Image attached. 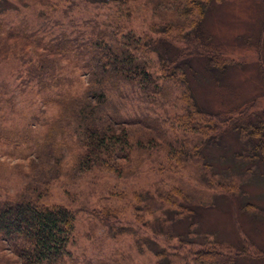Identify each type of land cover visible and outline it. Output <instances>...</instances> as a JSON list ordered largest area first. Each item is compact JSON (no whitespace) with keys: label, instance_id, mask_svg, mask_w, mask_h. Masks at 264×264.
Returning <instances> with one entry per match:
<instances>
[{"label":"trees","instance_id":"16d2710c","mask_svg":"<svg viewBox=\"0 0 264 264\" xmlns=\"http://www.w3.org/2000/svg\"><path fill=\"white\" fill-rule=\"evenodd\" d=\"M86 1L104 5L128 2ZM224 1L147 0L153 15L168 16L163 31L171 34L174 30L172 40L137 35L121 26L108 29L111 25L100 26L97 20L86 31L61 28L47 33L40 26L32 32L21 28L7 34L12 41L0 48V58L8 59L13 53L24 66L19 73L21 83H38L41 89L52 90L45 101L55 103L59 114L44 141L37 143L29 170L23 171L28 180L22 189L6 190L0 196V264H119L116 254L81 261L70 249L75 212L64 204L44 202L50 180L63 173L64 146L73 153L79 169L109 172L119 178L136 175L145 155L151 156L154 150L165 151L176 164L187 161L210 170L216 169L215 162H225L228 165L222 175L228 180L219 177L216 181L221 174L217 170L206 179L229 198H238L242 192L238 175H256V167L264 163V108L257 109L253 100L228 110H213L199 101L196 92V83L202 78L209 76L222 84L234 66L203 28L208 11ZM175 17L181 21L176 25L172 23ZM262 25L264 28V21ZM262 36L261 29L259 38ZM259 49L261 53V44ZM152 53L158 57L160 73L153 69ZM259 69L264 92L263 61ZM177 88L185 111L170 116L165 103L174 101ZM229 137L239 142L238 149L230 151ZM71 145L79 148L78 153ZM224 146L225 154L219 159L212 156V149ZM237 166L244 167V172L233 171ZM174 192L161 199L182 213L195 214L196 208L182 190L175 188ZM180 197L185 201L179 202ZM214 244L197 251L196 261H217L213 259L218 248ZM155 252L162 257L158 264H166L165 249ZM234 259L232 256L230 261Z\"/></svg>","mask_w":264,"mask_h":264},{"label":"rangeland","instance_id":"374dc122","mask_svg":"<svg viewBox=\"0 0 264 264\" xmlns=\"http://www.w3.org/2000/svg\"><path fill=\"white\" fill-rule=\"evenodd\" d=\"M0 11L4 12L0 14V48L12 41L7 34L13 30L32 32L44 26L47 33L61 28L86 31L96 24L93 20L100 26L111 25L108 29L121 26L154 38L172 40L175 33L163 31L168 16L153 15L147 0L107 5L86 0H0ZM263 21L264 0H225L208 11L204 33L221 45L234 66L222 84L209 76L196 83L204 106L228 110L256 100L257 109L264 108L259 71V64L264 62ZM180 22L179 17L172 20L174 25ZM261 29L263 36L259 38ZM149 57L154 71L160 73L156 53ZM22 71L24 66L13 53L8 59L0 58L1 197L6 190H21L27 182L23 171L29 170L37 143L44 141L59 114L55 103L45 101L52 90L41 89L38 83L24 85L19 78ZM173 99L164 108L170 116L185 111L180 88ZM226 143L230 151L239 148L234 137L227 138ZM71 146L78 153L79 148ZM225 148L212 149V156L219 159ZM63 152V173L50 180L44 202L64 204L75 212L76 230L70 249L81 261L116 254L119 264H158L162 257L155 250L165 249L166 264H264V177H258L264 175V163L256 167V175H238L242 192L232 199L206 179L217 170L221 174L216 181L219 177L228 180L222 175L228 165L225 162H215L216 169L210 170L187 161L176 164L165 151L154 150L151 156L145 155L136 175L119 178L109 172L79 169L73 153L65 146ZM233 171L243 173L244 167ZM175 188L188 197L195 214L188 210L182 213L161 199L168 193L174 196ZM246 201L252 204L246 206ZM211 243H217V252H213L217 261H196L195 253ZM231 255L234 261H230Z\"/></svg>","mask_w":264,"mask_h":264}]
</instances>
